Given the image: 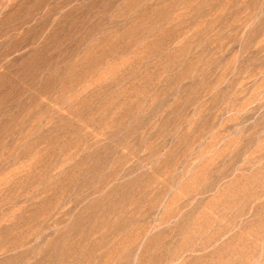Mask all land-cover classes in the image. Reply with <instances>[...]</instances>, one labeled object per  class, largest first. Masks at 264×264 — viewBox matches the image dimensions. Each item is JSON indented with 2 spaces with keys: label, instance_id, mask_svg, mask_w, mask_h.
<instances>
[{
  "label": "rangeland",
  "instance_id": "374dc122",
  "mask_svg": "<svg viewBox=\"0 0 264 264\" xmlns=\"http://www.w3.org/2000/svg\"><path fill=\"white\" fill-rule=\"evenodd\" d=\"M0 264H264V0H0Z\"/></svg>",
  "mask_w": 264,
  "mask_h": 264
},
{
  "label": "bare ground",
  "instance_id": "6f19581e",
  "mask_svg": "<svg viewBox=\"0 0 264 264\" xmlns=\"http://www.w3.org/2000/svg\"><path fill=\"white\" fill-rule=\"evenodd\" d=\"M45 66V65H44Z\"/></svg>",
  "mask_w": 264,
  "mask_h": 264
}]
</instances>
